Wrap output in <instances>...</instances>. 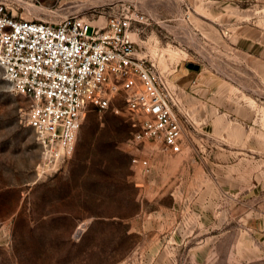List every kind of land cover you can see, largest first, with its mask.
Here are the masks:
<instances>
[{"label":"rangeland","instance_id":"obj_1","mask_svg":"<svg viewBox=\"0 0 264 264\" xmlns=\"http://www.w3.org/2000/svg\"><path fill=\"white\" fill-rule=\"evenodd\" d=\"M0 5L49 22L139 12L132 40L166 78L183 140L175 155L146 145L143 176L117 94L85 113L74 153L46 166L28 102L0 70V264H264V0Z\"/></svg>","mask_w":264,"mask_h":264},{"label":"built area","instance_id":"obj_2","mask_svg":"<svg viewBox=\"0 0 264 264\" xmlns=\"http://www.w3.org/2000/svg\"><path fill=\"white\" fill-rule=\"evenodd\" d=\"M143 16L109 14L104 22L69 15L57 22L16 17L0 5V70L11 94L28 102L24 123L42 149L46 166L70 157L88 110L110 108L119 95L129 115L130 164L150 176L146 145L182 149V129L166 78L139 57L132 35Z\"/></svg>","mask_w":264,"mask_h":264},{"label":"crops","instance_id":"obj_3","mask_svg":"<svg viewBox=\"0 0 264 264\" xmlns=\"http://www.w3.org/2000/svg\"><path fill=\"white\" fill-rule=\"evenodd\" d=\"M183 79H184V78H183ZM153 145H158V146H159L160 144H159V143H157V144H151L150 146H153ZM145 147H146V146H145ZM181 151H182V149H181Z\"/></svg>","mask_w":264,"mask_h":264},{"label":"water","instance_id":"obj_4","mask_svg":"<svg viewBox=\"0 0 264 264\" xmlns=\"http://www.w3.org/2000/svg\"><path fill=\"white\" fill-rule=\"evenodd\" d=\"M196 69V68H195Z\"/></svg>","mask_w":264,"mask_h":264}]
</instances>
